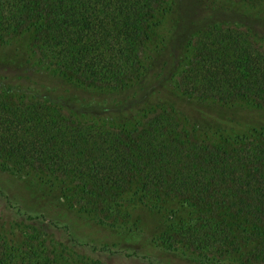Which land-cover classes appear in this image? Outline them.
Instances as JSON below:
<instances>
[{
  "label": "trees",
  "instance_id": "trees-1",
  "mask_svg": "<svg viewBox=\"0 0 264 264\" xmlns=\"http://www.w3.org/2000/svg\"><path fill=\"white\" fill-rule=\"evenodd\" d=\"M189 1L199 7L186 10L204 8L206 17L190 24L184 40L190 56L184 64L178 57L173 98L264 110V46L252 39L264 36V13ZM169 6L172 0H0V175L31 171L70 181L83 204L111 220L133 218L120 203L132 189L140 202L177 199L192 211L177 223L181 244L211 262L240 255L241 263L264 264V123L258 130L245 120L244 129L227 126L224 112L217 120L192 109L189 124L174 104L153 107L167 84L140 105L97 107L101 113L88 115L60 93L26 89L41 77L57 89L138 84ZM24 34L27 52L15 48L14 59L4 62L6 47ZM199 128L215 131L204 139ZM4 194L9 208L25 210V221L53 220L45 209L14 205ZM50 247L41 240L15 249L0 236V264H62Z\"/></svg>",
  "mask_w": 264,
  "mask_h": 264
},
{
  "label": "rangeland",
  "instance_id": "rangeland-1",
  "mask_svg": "<svg viewBox=\"0 0 264 264\" xmlns=\"http://www.w3.org/2000/svg\"><path fill=\"white\" fill-rule=\"evenodd\" d=\"M172 1L174 6H169V12L159 16L160 43H156V49L149 58L148 71L143 74L138 84L117 91L78 87L68 83L65 88L57 89L45 87L48 80L41 77L37 82H30L26 89L35 92L48 91L54 95L60 93L75 107L83 108L84 115H88L101 113L102 110H96L97 107L116 108L119 111L140 105L157 86L167 84V91L162 93L161 99L153 101V107L160 105L167 108L174 104L181 118L189 121V124H192L189 115L192 109L199 110L207 118L208 115L213 119L218 116L217 120L224 112L229 117L225 125L243 128L242 121L245 120L248 122L245 126L247 129L252 127L258 130V123H264V110H258L252 105L240 102L221 106L212 102L200 104L185 97L179 101L173 98L170 90L177 86L176 73L180 64L178 57L184 64V60L190 56L191 50L184 41L189 35L190 24L200 23L206 16L204 8L199 11L186 10L189 5L199 7L195 1ZM209 2L239 8L252 16L259 15L260 10L264 13V5L260 9L259 6L249 4L241 7L240 3L232 0H207ZM205 4V1L201 3ZM29 39V35L24 34L8 45L6 48L10 51L1 57L4 58L3 61L14 59L10 53L15 48L26 53ZM252 39L264 46V36H254ZM30 63L35 64L34 61ZM16 72L9 74L11 81H16L13 79L20 75ZM236 117L241 122L232 119ZM125 122L129 123V120ZM199 131V136L204 138V133H214L215 130L199 128ZM234 133L244 134L242 131ZM77 189L70 181L31 171L1 174L0 192L8 195L13 201L12 204L22 202L26 203V207H33L37 211L45 209L51 219L53 218L41 225L38 224L40 218L25 221V210L18 209L17 206L9 208L4 197H0L1 238L15 249H22V246L29 244L37 245L43 240L55 250L56 257L62 264H245L241 263L240 255L211 262L190 250L187 245L181 244L176 232L177 223L179 220H188L192 211L177 199L158 201L143 198L140 202L139 195L134 196L135 190L132 189L122 197L120 203L124 211L132 213L133 218L126 222L122 216L113 221L106 216L101 217L91 206L83 204L80 199L82 195L77 194ZM29 199L31 202H28ZM49 222L54 226L48 225Z\"/></svg>",
  "mask_w": 264,
  "mask_h": 264
}]
</instances>
